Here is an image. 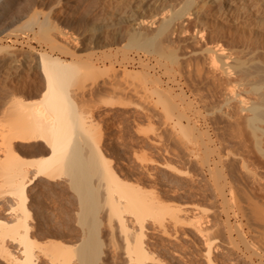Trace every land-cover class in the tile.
Returning <instances> with one entry per match:
<instances>
[{
	"label": "bare ground",
	"instance_id": "6f19581e",
	"mask_svg": "<svg viewBox=\"0 0 264 264\" xmlns=\"http://www.w3.org/2000/svg\"><path fill=\"white\" fill-rule=\"evenodd\" d=\"M252 29L255 38L246 34ZM126 51L143 71L119 72L117 53ZM117 112L125 121L143 116L149 127L142 135L155 138L159 119L172 143L162 163L192 168L193 175L182 172L193 188L188 194L200 195L204 180L208 201L244 220L233 230L257 256L249 246L259 239L245 241L243 225L264 235V0H0V262L108 264L113 254V263L166 264L146 242L148 219L166 215L207 242L214 224L116 171L115 124L106 117ZM39 184L67 196L65 212L82 232L76 244L34 236ZM182 187L172 197L190 200ZM209 244L205 259L216 264Z\"/></svg>",
	"mask_w": 264,
	"mask_h": 264
},
{
	"label": "rangeland",
	"instance_id": "374dc122",
	"mask_svg": "<svg viewBox=\"0 0 264 264\" xmlns=\"http://www.w3.org/2000/svg\"><path fill=\"white\" fill-rule=\"evenodd\" d=\"M121 29H124L125 26H121L120 27ZM245 29L249 30L248 27H246ZM239 34H241V31H239ZM246 33V32H245ZM250 33V34H249ZM254 33V34H253ZM246 34H249V36L251 37H254L255 38V32L254 30L252 29V31L250 30V32L247 31ZM124 44V43H123ZM122 45V44H121ZM131 54V55H130ZM117 59L116 61H120L121 63L120 64H116V68H118L120 70L121 69H126V70H138V72H141L143 71V67L140 65L139 63V60H138V57L134 54V52H130V51H126L125 55L124 54H121V53H117ZM126 55H129L128 58ZM125 57V60L124 62L121 61L120 58H123ZM131 57V58H130ZM119 58V59H118ZM129 58L131 60H129ZM124 59V58H123ZM135 60V61H134ZM138 60V61H137ZM148 60V59H147ZM133 61V62H132ZM116 62V63H117ZM149 66L152 65L153 69H150L151 70V73H156V75L159 73L158 71V68L155 67V62L153 61V58H149L148 61ZM139 64V65H138ZM120 66V67H119ZM122 66V67H121ZM124 66V67H123ZM131 67V68H129ZM142 67V68H141ZM138 68V69H137ZM141 68V69H140ZM117 69V70H118ZM118 70V71H119ZM154 70V71H153ZM124 71V70H123ZM119 72L122 73V70H120ZM158 72V73H157ZM135 73V72H134ZM179 91L177 90V93ZM121 114V112H120ZM118 112L115 115V117L112 115L111 117H106V121L107 123H110V122H114L115 124V128L117 127V121L119 122L120 125H118L117 128L119 129H112L110 133L111 139L115 140V142L113 141V145H114V148L113 150V154L111 155L112 159L114 160V166H115V169L117 172H119V175L128 180V181H131V182H134V183H137L139 184L141 187L145 188L148 192H152L154 195L156 194L157 192V196H159L158 198H160V200L162 202H164L166 205H170L171 207L173 206V208L175 207H179L180 205L182 207H186L188 208V211L197 216L198 218H200V216L202 217V220L204 218L203 221H209V225L210 227L213 226V224L215 225L213 228V230L211 231V228L209 227V230L211 231V233L209 232V236H207V238H209L206 241H204L203 239L200 238V236H198L195 232H194V228L191 227V226H186V227H182V225H176L175 222H173L172 219H170L171 217L166 215L164 216L163 219L161 220H156L154 221V219H148L147 221V224H146V227H147V230H146V242L148 245H150L149 247L151 248L150 250H152L151 252L154 253V256L157 257L158 260L162 261L163 263H166V264H208V262L206 261V250L208 249V244H209V240H211L210 244L211 245V250L213 251V259H217L215 260V263L216 264H229V263H235V264H246V263H260L258 261H263L264 262V254H262L263 252L261 251L262 249V242H260L261 240L260 239H264V235H262L261 237L258 236L259 234L257 233H251V231L249 230H246V226L243 225V228H244V240L249 242L250 244L253 243V239L254 240V243H256V239L258 238L259 240V246L261 247V249H259L260 247H258L256 244L255 246L253 245L252 246H249V248L251 247V249L253 248H257V249H254L256 253H258L257 256H259L261 254V257H257L253 255H251L253 252L250 250H248V247L246 248L245 244L241 242L240 238L241 236L238 237L237 234H239V231L237 233V231L235 232L234 230H237L235 229L236 225L239 224V222H244V220L242 218H240L239 216H236L232 213H224V212H221L222 209H218L219 206H217L218 204H215L210 201V190L208 189V186H207V183L203 181H200L199 183L201 187H203V191L201 192L200 195H198L197 197H195V195L193 194H188V192L193 189V188H190L191 187V183H188L189 182V178L187 176H185L186 174H183L184 172L183 171H186L187 169V173L190 172V174L192 173V175L194 174L193 172V169L191 168L190 170V167H186L184 165H181L177 162L176 158L175 157H172V156H169V158H173V162L175 165H178L179 164V168L177 166L174 167L175 168H178V169H181L182 167L184 169H182V171L180 170H177V174L176 173V169L175 171L173 172L174 169L172 170H169L167 169L166 166L165 167V161L168 159V155L166 156L165 153H163V149L168 145L172 146L171 144V140H168L169 138L167 137V135L165 134V132H163V126L161 128L160 126V121L159 119H156L155 120V124H156V129H157V133L158 134V138L159 140H157L158 138L155 136L157 135H153L151 136V134H146V135H142L144 134L145 131H143L145 129V125L146 123L144 122H147L143 116L142 117H138L137 120H134L133 118H129L127 121H128V124H127V121L124 120L123 116L121 117ZM114 117V118H113ZM118 117V118H117ZM121 117V119H120ZM111 118V119H110ZM118 119V120H117ZM133 119V120H132ZM109 120V121H108ZM113 120V121H112ZM159 123H158V121ZM105 121V124H107ZM124 121V122H123ZM130 121V123H129ZM138 122L137 125H133V124H136V123H132V122ZM124 124L122 125L121 124ZM126 123V124H125ZM132 123V124H131ZM144 123V124H143ZM117 124V125H116ZM131 126H130V125ZM139 124V126H138ZM141 124V125H140ZM128 125V126H127ZM127 126V128H126ZM134 126H137L138 129L140 128V131H141V134L139 133L138 135V132L139 131L138 129H133ZM147 127H149L148 125H146ZM160 126V127H159ZM136 127V128H137ZM155 127V126H154ZM130 128V129H129ZM161 128V129H160ZM125 129V131H123ZM133 129V131H132ZM115 130V131H114ZM129 133H128V131ZM135 130V131H134ZM121 133H120V132ZM132 131V132H131ZM162 131V133H161ZM137 132V133H136ZM160 132V133H159ZM146 133H149V132H146ZM151 133V132H150ZM132 134V136H130ZM162 134V136H161ZM114 135V136H113ZM126 135V136H125ZM128 135V136H127ZM135 135L137 137H135ZM125 139H124V137ZM130 136V137H129ZM134 136V138H133ZM145 136L148 138L149 137V140L148 139L146 140L145 139ZM153 137V138H152ZM129 138V140L127 139ZM141 138V139H140ZM154 138L156 139V141H158V145L157 143L155 142V139L153 140L154 142H152V140ZM168 138V139H167ZM136 139V140H135ZM138 139V140H137ZM145 140V141H144ZM127 141V142H125ZM129 141V142H128ZM134 141V142H133ZM170 141V142H169ZM145 142H146V145H145ZM149 142H152L153 146H150V143ZM161 142V143H159ZM115 143V144H114ZM125 143V145H124ZM131 143V144H130ZM165 143V144H164ZM170 143V144H169ZM127 144V145H126ZM149 144V145H148ZM151 144V145H152ZM161 146H160V145ZM116 145V146H115ZM134 145H137V146H134ZM142 145V146H141ZM148 145V146H147ZM127 146V147H126ZM133 146V147H132ZM141 146V147H140ZM155 146V148L157 147V149H152L153 147ZM126 147V149H125ZM136 147V148H135ZM149 147V148H147ZM152 147V148H151ZM163 147V148H161ZM128 148V149H127ZM160 148V149H158ZM152 151H150V150ZM128 150V151H127ZM147 150H149V152H147ZM156 150V151H155ZM162 154L159 153V152ZM130 152V153H129ZM125 153V154H124ZM149 155L151 153V155L147 156V154ZM115 154V156H113ZM117 154V155H116ZM122 156V157H121ZM125 156H126V159H125ZM128 156V157H127ZM153 156V157H152ZM150 157V158H148ZM155 157V158H154ZM163 157H165V159H163ZM116 160H115V159ZM129 158V159H128ZM149 159V161H148ZM128 160V161H126ZM152 160V161H151ZM165 160V161H164ZM165 162L164 164L162 162ZM156 162V163H154ZM159 162L161 165H159ZM178 164H177V163ZM128 163V164H127ZM168 163V162H167ZM172 163V164H173ZM128 166H127V165ZM173 164V165H174ZM164 165V166H163ZM127 166V168L125 167ZM157 166H159L157 168ZM161 166V167H160ZM182 166V167H181ZM124 167V168H123ZM166 168V169H165ZM168 168H172V167H168ZM127 169V170H126ZM190 170V171H189ZM126 171V173H125ZM189 171V172H188ZM183 172V173H182ZM127 173L129 175V177L127 176ZM183 174V175H181ZM205 174V172H204ZM180 175V176H179ZM189 176V174H187ZM206 176H207V173H206ZM206 176H204L206 178ZM185 177V180L184 178ZM204 178V179H205ZM179 179V180H178ZM188 179V181H187ZM199 179V178H198ZM184 180V181H183ZM199 183H197L196 185H198ZM177 184V185H176ZM180 184V186H179ZM176 185V186H175ZM188 187H187V186ZM204 185V186H203ZM206 185V186H205ZM43 186V187H42ZM172 186V187H171ZM179 186V187H178ZM183 186V187H182ZM187 189H186V187ZM199 186V187H200ZM165 187V188H164ZM172 189H171V188ZM183 188V190H185L187 192V196H190L192 195L189 200V198H173L172 197V194H173V188L174 190L176 188ZM198 188L199 189H201ZM36 188L38 189H35L32 194L33 196H35V200L37 199V196H40V201H42L41 205L40 203L37 201H35L34 203H38V204H35L36 207L37 205H40L34 209V214H33V217L32 219L33 220H30V223L32 224V221H33V224L34 225V230L33 232L34 233V236L37 237L36 239L40 242H44V241H48V240H57L59 242H63V243H67V244H76L77 242H79V240L81 239L82 237V232L78 229V226L76 225V218L74 215H71V214H67L65 212V209L69 207H71V205H69V203L66 201L67 200V196L66 197H63V198H58V194L57 193V188H53L51 186H47L46 184H39ZM41 188V189H40ZM177 188V189H178ZM165 189V190H164ZM171 189V190H170ZM176 189V190H177ZM162 190L164 192H162ZM167 190H170L169 192ZM189 190V191H188ZM205 190V191H204ZM161 191V192H160ZM160 192V193H159ZM191 192V191H190ZM205 194H204V193ZM207 192V193H206ZM39 193V194H37ZM166 193V194H164ZM36 194V195H35ZM161 194V195H160ZM164 194V195H163ZM58 195V196H57ZM209 195V196H208ZM165 196V197H163ZM171 196V197H170ZM201 196H204V197H201ZM162 197V198H161ZM200 197V198H198ZM173 198V199H171ZM164 199V200H163ZM178 199V200H176ZM180 199V200H179ZM185 199V200H184ZM188 199V201H187ZM207 199V200H206ZM210 200V201H208ZM210 202V203H208ZM186 203L188 205H186ZM185 204V206H184ZM192 204L193 206H190ZM215 206H213V205ZM44 205V206H43ZM213 206V207H212ZM44 207V208H43ZM190 207V208H189ZM218 207V208H217ZM40 208V211L41 209H43L41 212L43 213H40V211L38 212ZM192 208V209H191ZM195 208V209H194ZM197 208V209H196ZM192 210V211H191ZM217 210H218V214L217 213ZM195 211V212H193ZM216 211V212H215ZM220 211V212H219ZM40 216H39V214ZM36 214V215H35ZM42 214V216H41ZM225 214V215H224ZM229 214V215H228ZM232 214V215H231ZM219 216L220 218L216 217L215 216ZM229 217H228V216ZM36 217V219L38 220H34V218ZM227 216V217H226ZM236 216V217H234ZM37 217H40V218H37ZM43 217V218H42ZM234 217V218H233ZM42 218V219H41ZM225 218H227L226 221ZM229 218V219H228ZM41 219V220H40ZM213 220V221H212ZM220 220V221H219ZM224 220V221H223ZM36 221V222H35ZM212 221V222H211ZM229 222L228 224L226 222ZM214 222V223H213ZM175 223V224H174ZM38 224V225H37ZM41 224V225H40ZM44 226H43V225ZM175 227H174V225ZM224 224V225H223ZM231 224V225H229ZM217 225V226H216ZM220 225V226H219ZM227 225V226H226ZM230 227H229V226ZM36 226H39L40 228H37ZM70 227V231H65V229L67 227ZM240 226V224L237 226V228ZM45 227V228H44ZM182 227V229L180 228ZM219 227V228H218ZM224 227V228H223ZM231 227H234V228H231ZM181 230H179V229ZM185 228V229H184ZM231 229V232H229V229ZM37 229V230H36ZM177 229V230H176ZM217 229V230H216ZM234 229V230H233ZM219 230V231H218ZM233 230V231H232ZM38 231V232H37ZM224 231V233H223ZM32 232V233H33ZM214 232V233H213ZM217 232V233H216ZM249 232V233H248ZM216 233V234H215ZM248 233V234H247ZM36 234V235H35ZM214 234V235H213ZM254 234V235H253ZM240 235V234H239ZM107 237V235H105ZM105 236L104 239H105V244H110V239L106 238ZM231 236V237H230ZM252 236V237H250ZM257 236V238H256ZM255 237V238H254ZM260 237V238H259ZM263 237V238H262ZM233 238V239H232ZM253 238V239H252ZM108 239V240H107ZM215 241H214V240ZM242 239V238H241ZM257 241V242H258ZM264 241V240H263ZM108 242V243H107ZM214 242V243H213ZM207 243V244H206ZM244 245V246H243ZM264 245V244H263ZM208 246V247H207ZM110 246H108L109 248ZM111 248V247H110ZM109 250L111 251L112 249ZM107 249V248H106ZM247 251H246V250ZM264 249V248H263ZM108 250V249H107ZM215 251V252H214ZM229 253H228V252ZM259 251V252H258ZM264 251V250H263ZM36 254L38 255H41V253L39 252V250L37 249L36 251ZM39 252V253H38ZM242 252V253H241ZM228 253V254H227ZM216 258H214L215 256ZM112 255L113 254H110L107 258V262L108 264H110V262L113 263V258H112ZM219 255V257H218ZM244 255V256H243ZM120 256V255H119ZM225 256V257H224ZM249 256V257H248ZM218 257V258H217ZM223 257V258H221ZM229 257V258H228ZM111 258V260H110ZM261 258V260H260ZM43 259V260H42ZM41 259V263H45L46 264H49V262L47 263V259L45 261V258L43 257ZM123 261L122 258H118V260H116V263H113V264H123ZM232 259V261H231ZM109 260V261H108ZM221 261V262H220ZM226 261V262H225ZM118 262V263H117ZM229 262V263H228ZM262 262V263H263ZM111 263V264H112ZM0 264H2L0 262ZM4 264V263H3ZM74 264H77V263H74Z\"/></svg>",
	"mask_w": 264,
	"mask_h": 264
}]
</instances>
